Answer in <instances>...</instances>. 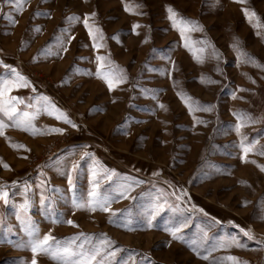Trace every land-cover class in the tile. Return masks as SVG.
Instances as JSON below:
<instances>
[{
	"label": "rangeland",
	"instance_id": "374dc122",
	"mask_svg": "<svg viewBox=\"0 0 264 264\" xmlns=\"http://www.w3.org/2000/svg\"><path fill=\"white\" fill-rule=\"evenodd\" d=\"M126 4L133 11H126ZM168 5L203 26V31L187 35L196 48L203 41L214 45L218 59L207 53L203 63L194 58L168 18ZM245 7L264 25V0H25L21 11L0 5V60L10 66L0 65V77L12 79V69L27 77L29 87L14 88L10 94L25 98L22 111H35L28 104L40 107L34 133L0 114L5 121L0 185L10 200H0V264H30L31 247L17 246L28 240L21 220L27 224L29 218L40 238L46 233L55 237L49 242L53 247L84 233L90 238L87 249L110 238L113 248L123 249L118 259L133 252L149 255L153 264H233L227 259L232 255L247 264H264V68L245 62L243 55L238 59L232 47L238 38L240 53L264 65V26L254 27L256 21L249 22ZM92 12L97 13L89 15L93 32L98 27L103 33L102 39L96 33L103 45L99 48L93 47L83 23ZM98 54L106 57V67L122 69L126 76L112 90L96 73ZM201 76L210 80L202 82ZM37 96L50 98L78 127L49 115ZM207 105L213 107L211 112L203 111ZM240 117L247 142L258 141L244 159L235 131ZM55 127L65 131H51ZM85 152L92 155L83 156ZM77 162L73 189L67 173ZM93 169L101 176L114 170L110 181L100 180L104 193L133 179L143 181L111 203L118 210L114 222L110 213L72 204L73 194L78 203L87 201ZM42 185L50 198L43 206ZM160 189L184 212L166 208L148 228L142 223L143 209ZM25 195L31 207L18 220ZM185 217L190 222L181 229L184 239L174 240L164 229ZM128 220L129 228L120 226ZM237 225L250 228L255 239L244 237ZM202 230L208 239L198 244V254L191 245L200 240ZM226 235H239L246 247L216 246ZM83 241L77 239L73 249ZM36 258L38 264H60L48 253L38 252Z\"/></svg>",
	"mask_w": 264,
	"mask_h": 264
},
{
	"label": "snow or ice",
	"instance_id": "6c2138e0",
	"mask_svg": "<svg viewBox=\"0 0 264 264\" xmlns=\"http://www.w3.org/2000/svg\"><path fill=\"white\" fill-rule=\"evenodd\" d=\"M25 0H0V5L3 3H7L9 5H13L16 11L22 10V5L24 4ZM243 2V0H241ZM140 6L137 5V8ZM126 11H133L132 8H130L127 4L125 5ZM168 11V18L172 21L173 27L177 28L180 31L181 37L184 39L185 48H188L189 51H192L194 54V58L200 62L203 63L205 60V54H209L212 57L219 58L220 53L215 48L214 45H211L208 41H203V46L196 48L194 47V43L190 40V37L187 35V33L191 31L200 30L203 31V26L199 24L198 21H193L191 19H187L183 17L172 5L167 6ZM243 12L246 16V18L249 20V22L254 23V27H262L264 25H261L259 22V18L257 17V14L254 10H250L249 8L245 7L243 9ZM39 10L36 12V15H39ZM47 15V13H44ZM138 15H143L144 13L142 11H137ZM89 15L92 17H95L97 15L96 12H92L90 14H86L84 16L83 23L85 27L88 29V34L90 37H92L93 40V47L99 48L103 45L100 43H97V35L96 33H100V38H103L102 31L97 27L96 33L93 32V28L89 23ZM9 19L12 20L13 18L9 16ZM16 22V21H13ZM139 27V24H133L132 31L135 32L136 29ZM39 29L37 28V31ZM258 35L260 33H257ZM72 37H68L67 41L70 43ZM147 40V37L145 38ZM61 47L64 45V41H60ZM232 47L237 50L238 52V59L240 55H243L245 58V62H251L254 65L258 67L264 68V65L259 64L258 61L255 60V58L251 57L250 54L247 53H240L239 48V41L238 38L235 39L234 43L232 44ZM64 51H67L66 48H64ZM96 60L99 62L96 67V73L98 75H102L103 80L107 83L108 89L112 90L116 85L123 83L126 79V76L123 72V70L116 71L112 67H106L105 61L106 57L103 55H97ZM0 65H3L4 68L8 69L10 68L9 65L5 64L3 60H0ZM217 71L222 70L217 67ZM13 72V78L12 79H5L3 77H0V114L3 115V117H6L8 121H12L15 126L17 127H23L25 131H31L36 132L37 129L35 125L33 124V120L40 112V107H36L32 104H28V108L35 107V111H22L19 107L20 105H25L26 100L24 97L21 96H13L10 93L14 88H20V87H29L30 81L27 77L21 75L16 69H12ZM170 74V73H169ZM210 80V78H207L205 76H201V81L204 82L205 80ZM253 83L255 81L253 80ZM34 90V89H33ZM235 94L233 93V96ZM183 98V97H182ZM44 100V110L48 112L49 115H54L56 119L58 120H64L66 123L71 124L73 128L78 127V125L70 119V117L63 112L60 108H58L55 104H52L50 101V98L44 97V96H37L36 100ZM187 102V101H186ZM160 107H163L161 104ZM189 110L192 111L191 104L189 103ZM213 110V107L211 105H207L203 108V111L211 112ZM244 117L238 118V121L235 125V131L238 135L241 136V143L240 147L242 148V156L241 158L244 159L246 155L249 152H252L254 150L255 145L258 143L257 140H253L251 143L247 142V137L244 136L241 133V128L243 127V124L240 122L241 119ZM248 120L251 122H255V120L251 117H247ZM5 127V121L4 119H0V135H3V129ZM51 131L57 132V133H63L65 129L60 127L51 128ZM20 147H23V145H19ZM91 153L85 152L83 153V156H90ZM260 155H264V149L260 151ZM82 156V158H83ZM254 162V161H253ZM4 167H8L7 164L4 165ZM78 168V162L72 164V169L67 173V180L68 185L70 188H75L74 184V177L73 172H75ZM260 168L262 171H264V165H260ZM114 174V170L113 173ZM112 174L104 173L102 176L101 174L93 169L89 176V183H90V190L88 193V199L86 202L78 203L75 194H73L72 197V204L74 207H81V208H88L92 212H95L97 209L110 213V222H114L115 212L118 210H113L111 208V203L116 200L117 198H125L128 196V193L131 191L132 187L137 183H142L143 181H137L135 179L131 180L130 182H125L119 184L113 191L110 193H104L101 189L100 180L103 179L105 181H110L112 179ZM16 182L13 181V184ZM46 185V182H45ZM45 185L41 186V192L39 196V203L41 206L45 205L46 200L50 199L49 197H46L44 194V188ZM25 194L29 191L28 187L25 186ZM163 189L158 190L160 194H158L156 197H154L151 202L148 204L147 207L143 209V220L142 223L145 224L146 227L151 228L153 226V221L155 218L165 209H169L172 212H184V209L180 208L178 205L174 203H169V197L163 195ZM170 195L175 196V192L171 193ZM132 199H135V197H132ZM176 199H181L180 196H176ZM0 200H2L5 204L10 203L9 200V192L5 190L4 185H0ZM247 203V201H245ZM31 207V201L28 199V196L25 195L23 203H21L17 209L16 217L18 220L21 219V213L27 214L28 209ZM49 209H51L52 205L51 203L48 204ZM195 208V206H192ZM201 212H203V209H200ZM53 220H55V216L52 217ZM261 219L264 220V215L261 216ZM190 222V219L185 217L184 219L179 220V222H176L173 224L172 227H165V231L168 232L171 237L174 240H183L184 237L181 234V229L187 227L188 223ZM2 223V222H0ZM67 223L72 225L75 224V221L72 219H68ZM132 224L131 220H128L127 223H121V227L129 228ZM22 230L27 233L28 240L26 242L21 241L20 244L17 246H23V247H31V251L33 253L32 260L30 264H38L36 254L38 252L48 253L51 255V258L54 260H57L60 262V264H129V261H131V264H153L151 257L147 254L143 253H133L130 252L127 258L125 259H118V253L122 252L123 249L121 248H113L112 244L113 241L110 240L107 236H105L104 240H102L99 245L87 249L85 248V242L90 243V238L86 236L84 233H79L77 236H74L70 243L66 244L65 246H61L59 242H56L55 247H53L52 244H50V241H55V237H53L50 233H46L43 235L42 238L39 236V230L38 226L35 224L34 221H31L29 218V222L25 224L23 220H21ZM238 228H240L239 225H237ZM202 237L199 241L192 243L193 251H197L198 253V244L201 242H206L208 239V233L207 231L202 230ZM240 233L243 234L244 237H247L248 240H254L255 236L253 235L251 229H244L240 228ZM80 237L84 238V241L81 242L78 247L74 250L72 245L75 244L76 240ZM12 242V241H9ZM216 246L218 247H246L244 242L241 240L239 235H226L224 237H221L217 239ZM264 246V245H262ZM199 254V253H198ZM99 257V259H98ZM205 259H207V256H205ZM229 261H232L233 264H247V261H240L238 257L229 255L227 257Z\"/></svg>",
	"mask_w": 264,
	"mask_h": 264
}]
</instances>
